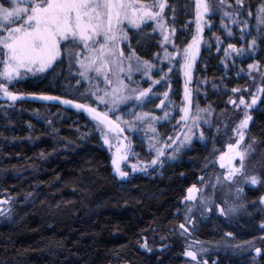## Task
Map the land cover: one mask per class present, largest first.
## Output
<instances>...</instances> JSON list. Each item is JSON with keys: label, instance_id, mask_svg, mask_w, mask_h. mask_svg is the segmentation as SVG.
Here are the masks:
<instances>
[{"label": "trees", "instance_id": "obj_1", "mask_svg": "<svg viewBox=\"0 0 264 264\" xmlns=\"http://www.w3.org/2000/svg\"><path fill=\"white\" fill-rule=\"evenodd\" d=\"M262 2L244 0L242 14L247 17L248 11L253 13L248 17L251 34L244 41L235 35L227 38L223 29L217 31L216 18L210 29L205 27L196 69L199 84L193 90L198 104L213 105L221 113L230 111L228 99L238 95L231 89L250 86L245 75L247 65H264V36L256 30L255 19ZM169 5L181 17L175 27L176 41H191L195 19L187 13L182 16V0H169ZM149 32L153 39L137 52L155 61L154 54H161L159 37ZM252 36L258 41L256 51L244 57L234 56L235 64L227 66V45L247 48ZM216 37L220 38L219 45L214 42ZM75 73L65 62L55 74H46L36 82L26 80L13 91L23 99L16 101L18 109L9 125L12 139L3 138L8 131L0 125V170H16L17 174L0 179V197L5 192L14 197L15 204H23L15 207L16 220L0 226V264H182L184 243L178 226L185 192L199 184L204 165L213 154L212 146L194 141L177 162L169 161L149 175L135 173L128 180H119L111 155L100 140L94 134L82 135L89 118L85 111L33 98L58 95L93 105L91 96L83 94L84 86L76 84ZM168 74L173 99L180 101L183 94L178 72ZM141 85L149 86L147 82ZM150 99L146 112L153 114L157 112V96ZM251 113L249 133L264 151V96ZM157 129L169 132L164 125ZM22 167L28 170L18 173ZM246 193L251 216L247 227L252 231L249 235L248 230L242 235L237 227L232 231L239 239H256L261 254L252 260L249 256L219 253L213 264H264V229L260 227L264 224V206L260 204L264 180L260 186L247 188ZM199 235L203 237V231ZM145 239L151 251L143 247Z\"/></svg>", "mask_w": 264, "mask_h": 264}, {"label": "snow or ice", "instance_id": "obj_2", "mask_svg": "<svg viewBox=\"0 0 264 264\" xmlns=\"http://www.w3.org/2000/svg\"><path fill=\"white\" fill-rule=\"evenodd\" d=\"M194 4L195 35L186 47H179L175 42V17H172V25L168 24L165 17L168 0H0V97L12 102L23 99L21 95L10 91L9 85L14 81L45 73L53 75L65 62L70 69L75 65L77 67L75 75L78 77L76 84L80 85L81 81L87 83L89 87L83 94L95 97L99 104L104 105V111L58 95H39L33 98L85 111L96 122L94 127L103 136V143L111 149L115 141L111 164L119 180H128L130 174L147 172L150 167L158 165L162 167L165 159H175L176 154L191 143L192 130L188 128V122L191 121L193 125L198 126V122L203 119L199 113H211L210 108L200 109L197 106V114L194 117L190 116L192 89L188 86L193 78L200 45L204 42L205 27L209 29L212 27L210 18L220 13L222 27L229 37L233 32L229 24L223 23L224 20L230 21L232 25H243L240 27L242 39L246 32L251 34L247 21L239 19L241 12L229 11L233 4L228 0H194ZM234 4L243 10L244 0H234ZM247 15L252 16L253 13L248 11ZM255 19L256 30L264 36V6L259 9ZM148 28H151L152 33L159 30L160 39L157 46L161 48L163 57L160 52L155 53L153 59L156 63L145 59L137 52V48L145 47L147 41L153 39ZM215 42L220 44V38L217 37ZM166 45L170 46L172 51H169ZM257 47L258 41L252 36L247 48L229 43L224 49V56L230 63L235 64L233 56L244 57L255 52ZM208 48H211V44H208ZM217 51H220L219 47ZM163 60L168 61L167 73L159 66ZM177 66H179L177 70L180 68L183 70L184 101L187 103V106L179 109L183 113L180 120L185 122L184 127L188 128V134H183V139H180V136L175 138L169 136L167 141H160L157 139L158 133L154 124L161 118L150 112H136L132 107V104L138 107L145 106L151 102L149 94L153 96L156 94L152 92L151 87L141 88L140 81L133 77L139 74L141 78L152 80L155 85L161 80L166 81L168 73ZM154 70L157 74L163 73L160 79H152ZM247 70L248 77L253 81L256 79L253 73L260 76L261 85L256 87L255 94H249L250 102L246 101L243 95L238 101L229 100V103L237 108L243 106V118L233 129L234 142L228 143L227 151L218 157L219 167L225 171L215 177L213 191L221 182L227 185L238 183L237 177L243 178L246 184L261 183L256 175H246V161L255 151L253 145L256 140L250 137V142L245 144V139L253 120L250 109L258 103L261 96H264V68L256 62L248 64ZM231 91L240 93L247 90L233 88ZM164 99H168V92L164 93ZM122 105L131 109L128 112L132 117L131 121L124 120L120 114ZM159 107H164V100H161ZM109 113H112L115 119ZM168 115L169 113L165 111L164 118L167 119ZM204 122L208 123L206 119ZM136 126H140L145 135L152 133L148 140L149 151L154 152V156L148 162L139 159L132 151L130 142L125 143L127 141V137L123 135L125 129L135 130ZM110 135L113 139L109 138ZM199 137L201 140L204 139L202 130ZM169 148L172 149L170 154L167 152ZM130 155L136 159L135 163L130 162ZM126 168L129 170H125ZM200 179L203 182V177ZM200 191L201 189L193 185L187 190L185 200L196 201L197 193ZM243 191L242 187L236 188L238 194ZM7 203L8 200L0 201V204ZM201 203L205 211H212L207 200H202ZM261 203H264V198H261ZM217 210L224 216L235 211L231 207L226 211L220 205H217ZM2 211L3 209H0V212ZM191 212L192 208L189 207L186 216L189 224L194 223L190 216ZM260 227L264 229V224ZM179 228L183 230L182 235L190 234L185 224H180ZM226 235L231 236L232 233ZM199 243L195 241L185 252V255L196 261V264H201L198 251H206L203 248L193 250ZM143 247L148 249L146 239ZM261 251L260 248L255 249L257 255H260ZM202 264H208L207 260H203Z\"/></svg>", "mask_w": 264, "mask_h": 264}, {"label": "rangeland", "instance_id": "obj_3", "mask_svg": "<svg viewBox=\"0 0 264 264\" xmlns=\"http://www.w3.org/2000/svg\"><path fill=\"white\" fill-rule=\"evenodd\" d=\"M182 1L184 3L183 7L185 9V12L183 13L182 16L184 17L185 16L184 14L187 13V15L190 16V19L191 18L195 19L194 0H182ZM228 2L233 4V8L229 9V11H240L241 15H240L239 19L247 21L248 30L250 31L251 25H250V21L248 19V17H250V16L247 15V17H245V15L242 14V10L239 9L238 6H236L234 4V1L231 2L228 0ZM262 6H264V0H263L262 4L260 5V7L258 8V11ZM169 7H170V5H169V0H168V7L165 9V17L168 20V24L172 25V23H173L172 17L174 16L175 17V25L174 26L176 27V23L178 22V20L181 19V17L177 15L175 10L173 11V9H171ZM214 18L218 19L217 31L218 30L220 31L221 29H223V31L226 33V31L222 27V21L220 19V13H217V15L210 18L211 23H213ZM223 23L229 24V26L232 29L233 35H235L236 37H239L241 39V41L245 40V36L248 33L246 32L244 38L243 39L241 38L240 27H243L242 24L241 25H232L231 22L228 20H224ZM255 26L256 25H254V27ZM153 27H154V25H153ZM186 27H187V24H186ZM187 28H189V27H187ZM191 28H192V32H194V35H195V32H196L195 24H193L191 26ZM252 28H253V26H252ZM147 30L148 31L150 30L152 32L151 28H148ZM205 30H206V28H205ZM183 32H185V35H186L185 29H183ZM154 33L157 34V36L159 37V30H157ZM176 35H177V33H175V42L179 47H186L187 44L191 42V41H186V39H184V40H182L183 43L181 42L179 44L176 41ZM226 35H227V33H226ZM216 38H215L214 42L216 41ZM227 38L230 39V37L228 35H227ZM159 39H160V37L158 38V40ZM217 45H219V44H217ZM165 47H168L170 49L169 51H172L170 46L166 45ZM201 47H203V44L200 45V52H199V55L197 57L195 67L193 69V78H192L191 83L188 85L189 88L192 89V106H191L190 116L194 117L197 114V106L200 109L210 108L211 113L210 114L206 113V112L199 113V115L201 117H203V119H201L198 122V126L193 125L191 123V121L188 122V128H191V130H192V132H191V135H192L191 143L187 144L184 148H182L181 151L176 154L175 159H165V162H164V164H169V161L177 162L178 160H180L182 158V155L185 153V151L188 150L187 148H189L194 141H199L200 143L208 142L212 146L213 154H212V156H209L210 158L207 160V162L204 165V171H203L204 173H202L203 176L202 175L199 176L200 178L203 177V182H201V179H200L199 184L196 185V187L198 189H201V191L199 193H197V200L194 202L193 201H186L185 198L183 200V206L181 208V213H180V215H181L180 224H182V223L185 224L186 228L189 229L190 234L185 233L182 235L181 233L183 230L180 229L178 226V232H179L180 236L183 238V243H184L182 264H196V261H192L190 257H187L185 255V252L187 250H189V245H192L195 241H199L200 243L196 244L195 248L193 250H198L200 248H203L206 250V251H202V252L198 251V259L201 261V264H202L203 260H207L208 264H213L218 259L217 255L219 253L230 254L232 256H249L252 258V260H254L255 258L259 257V255H257L255 252V249L259 248L258 244H257V240L256 239H245V240L239 239L238 237H236L237 235L232 231V229L237 227L241 231L242 235L246 234V232H245L246 230H248L247 233H250L252 231L250 227H247V224L249 223V218L251 216H250V213L248 212V202L246 199V194H247L246 189L260 186L264 180V170H263L264 169V151L261 149V147L259 145V141L257 139H255L256 143L253 145L255 151L247 159L245 171H246V175H248V176L256 175L260 179L261 183H259L257 185L246 184V183H244L243 178L237 177L238 183H236V184L227 185V184H224L223 182H221V184L216 185L214 191H213L212 185L215 183V177L221 175V173H223L225 171L224 169H221L219 167L218 157L224 151H227V144L228 143L234 142L233 129L239 123L240 119L243 118V112H244L243 106H240L239 108H237L236 106L229 103V100L230 99H236L238 101L239 97L241 95H243L245 100L250 102V95L249 94H255L256 87L261 84V79L257 73H253V76L256 77L255 81H253L251 78L248 77L249 81H250V84H249L250 86L243 88V89H246L247 91L246 92H240V93H238V95L237 94L236 95L235 94L230 95V97L228 99L230 111H228L226 113H221L219 111H216L215 109H213V108H215L213 105H212V107L211 106L207 107V106H202V104H198L197 102H195V96L196 95H194L195 93H193V90H194L195 85L199 84L197 79H196V75H197L196 69H197V63H198L200 55H201V50H202ZM161 57H163L162 50H161ZM177 59H179V58H177ZM232 59H234V56L232 57ZM153 63H156V62L153 61ZM226 65L231 67L232 63H230L226 59ZM159 66L163 68L164 73L168 72V61L167 60H163ZM178 67L179 66H177L173 70L178 72V77H179L180 83L182 85L180 87V89L182 90L181 92L183 94L182 95L183 97L180 101H175V99H173V96L171 94L173 87H172V83L169 81V79L171 77L170 74H168V76L166 77V81H167L168 85H166L164 83L165 80H161V82L159 84L153 85L152 80H149L146 77L145 78H141L140 76L136 77L137 75L133 77V79L140 81V87L141 88H143L141 83L147 82L149 84L148 87H151L152 92L156 94L155 96H157V99L155 100L156 101V107L155 108H156L157 112H154L152 115L158 116L161 119L159 121H156L154 126L157 128V126H159V125H164V128H168V131H169L168 133H166V130L164 132V131H158V129H157V133H158L157 139L160 141H167V138L169 136H171L173 138L180 136V139H183V134H188V128L184 127L185 122L180 120V117L183 115V113L181 111H179V109L187 106V103H186V101H184L183 70H182V68L177 70ZM261 67L264 68V65H261ZM71 68L74 69L75 71H77V67L75 65H73ZM247 71L248 70H246V72H245L246 77L248 76ZM46 74L47 73L37 75V76H28L25 79H22L19 81H14L11 85H9V89L11 91H15L17 89V87L20 86V83H22L26 80H30V82H36L40 79H43ZM161 75H163V73L157 74V72L154 70L152 73V79L153 80L160 79ZM80 85H82V87L84 86L83 89H85V90H86V88L89 87L88 84L85 83L84 81H81ZM101 87H103V85H101ZM148 87H145V88H148ZM162 90H165V91H162ZM165 92H168V99H164V93ZM149 96L155 97L151 93L149 94ZM161 100H164V107L163 108L159 107ZM91 101H93L92 102V103H94L93 105L89 104V103H87V104H89L93 107H97L98 111H104L105 110L104 105L99 104V102L95 100V97H91ZM259 101H258V103H259ZM129 103L132 104V102H129ZM258 103L250 109L251 115H252L251 112H252L253 108L256 107L258 105ZM147 105H150V104L146 103L145 106H143V107H138L135 104H132V107L135 108L136 112H141V111L146 112V111H148L146 109ZM57 107H59V106H57ZM17 109H18V106H17L16 101L12 102V101H8V100L4 99L3 97H0V125H3V129L6 127L7 131H8V132H6V135L3 136L4 139H10V138L12 139L13 135L9 134V131H10L9 125L13 120V116L15 114L14 111H16ZM39 109H41V108L39 107ZM130 110L131 109L127 108L126 106H123V105L121 106V113L120 114L123 116L124 120H130V121L132 120V117L128 115V112ZM165 111H167L169 113L167 119L164 118V112ZM25 112L27 114H31V112H28V111H25ZM109 115H113V114L109 113ZM33 117H35V116H33ZM88 117H89L88 122H86L84 124L85 129L83 130L82 135L94 134L97 137V139L100 140V142L103 144V146L107 149V151L109 152V154L111 155V158H112L113 154L115 152V141H113V147L111 149L108 147V145H105L103 143V136L94 127L96 122L93 121L89 115H88ZM113 119H115L114 115H113ZM205 119L208 121V123L204 122ZM38 121L39 120H37V123H39ZM250 124H251V122H250ZM249 128H250V125H249ZM201 130L204 132V139L203 140H201L199 137V132ZM123 135L127 137V141H125V143L130 142L132 151L137 154L139 159H141L145 162H148L154 156V152L149 151V140H148V137L151 136L152 133L149 132L147 135H145V131L141 130L140 126H136L135 130L125 129V132ZM250 137H253V136L250 135L249 130H248V135H246L245 144L250 142ZM80 138L83 139L82 137H80ZM109 138L113 139V137L111 135L109 136ZM138 142H141L145 147H142L141 143H140V145H138L139 144ZM176 143H179V141H176ZM171 151H172L171 148L167 149V152L169 154L171 153ZM130 162L131 163L136 162V159L134 157H132L131 155H130ZM237 163H239V162L237 161ZM24 168L25 167H22V169H19L20 172H18V173L23 174L25 172V170H28V169H26V168L24 169ZM160 168H161V166L158 165L154 168L150 167L147 172H137V173L149 175L151 173L156 172ZM125 170H129V169L126 168ZM9 174L15 175V174H17V171L16 170H13V171L12 170H2V171L0 170V179L1 180L4 179ZM237 187H242L244 189V191L242 193L238 194L236 192ZM187 190L185 192L186 196H187ZM262 198H264V196ZM3 200H8L9 203L0 204V209H3V211L0 212V225L3 224L4 222L12 221L13 218L17 215L15 207H19L23 204L20 201H17L15 204L14 197L8 196L5 192L3 194V197H0V201H3ZM202 200H207L208 207L212 208L211 212L204 210V205L201 203ZM260 204L262 206H264V203H261V199H260ZM217 205L224 207L226 211L230 207L234 208L235 211L229 212L226 216L220 215V213L217 210ZM189 207L192 208V212H191L190 216H191V219L194 221L193 224H189L186 220V216L188 215L187 209ZM9 208L11 209V211H8ZM206 225H209V227H206ZM202 231H203V237H201L199 235V233ZM227 233H232V235L228 236V235H226ZM236 245H240V247H236Z\"/></svg>", "mask_w": 264, "mask_h": 264}, {"label": "bare ground", "instance_id": "obj_4", "mask_svg": "<svg viewBox=\"0 0 264 264\" xmlns=\"http://www.w3.org/2000/svg\"><path fill=\"white\" fill-rule=\"evenodd\" d=\"M27 202V199H24V203H26ZM14 220H16V216L13 218V220L12 221H14ZM12 221H8V222H4L3 224H7V223H11ZM3 224H1V225H3ZM0 225V226H1ZM250 233H247L246 235H249ZM237 237V236H236ZM250 239V238H249Z\"/></svg>", "mask_w": 264, "mask_h": 264}]
</instances>
